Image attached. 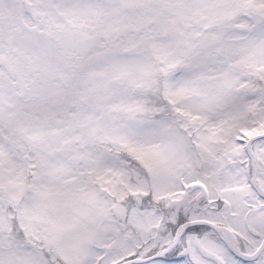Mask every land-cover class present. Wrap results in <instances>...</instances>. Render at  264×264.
Wrapping results in <instances>:
<instances>
[{"label": "snow or ice", "instance_id": "6c2138e0", "mask_svg": "<svg viewBox=\"0 0 264 264\" xmlns=\"http://www.w3.org/2000/svg\"><path fill=\"white\" fill-rule=\"evenodd\" d=\"M0 264H264V0H0Z\"/></svg>", "mask_w": 264, "mask_h": 264}]
</instances>
